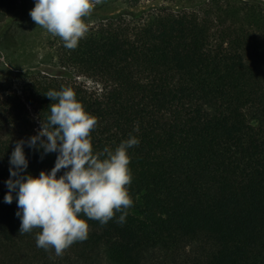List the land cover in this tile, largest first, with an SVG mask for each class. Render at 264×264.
Here are the masks:
<instances>
[{
    "label": "trees",
    "instance_id": "1",
    "mask_svg": "<svg viewBox=\"0 0 264 264\" xmlns=\"http://www.w3.org/2000/svg\"><path fill=\"white\" fill-rule=\"evenodd\" d=\"M19 1L0 0V21ZM104 13L61 68L92 79L28 83L0 97V264H264V3L259 0H126ZM101 7L100 9H104ZM105 12V11H102ZM71 87L97 118L94 152L129 135L133 206L62 256L20 234L9 159L47 123L49 90ZM31 108V109H30ZM24 175L50 173L58 153L24 145ZM65 170L57 174L63 175Z\"/></svg>",
    "mask_w": 264,
    "mask_h": 264
},
{
    "label": "clouds",
    "instance_id": "2",
    "mask_svg": "<svg viewBox=\"0 0 264 264\" xmlns=\"http://www.w3.org/2000/svg\"><path fill=\"white\" fill-rule=\"evenodd\" d=\"M100 0H35L29 12L33 22L64 41L67 49L74 50L88 31L84 22ZM52 104L47 123L41 124L37 135L27 141L20 140L9 159V192L4 202H13L16 193L20 218V234L33 229L41 231L36 236L37 247L54 249L57 256L75 242L88 237L89 225L78 218L106 225L117 212L118 222H125L128 209L133 206L128 191L132 182L128 150L140 141L129 135L115 150L104 148L94 152L91 132L97 118L85 111L71 87L46 94ZM44 154L58 153L50 173L41 171L39 177L24 175L28 168L24 145ZM65 170L57 178V174Z\"/></svg>",
    "mask_w": 264,
    "mask_h": 264
},
{
    "label": "rangeland",
    "instance_id": "3",
    "mask_svg": "<svg viewBox=\"0 0 264 264\" xmlns=\"http://www.w3.org/2000/svg\"><path fill=\"white\" fill-rule=\"evenodd\" d=\"M125 1L100 0L94 3L84 22L90 28L101 22L104 13L113 15L126 11ZM259 1L264 3V0ZM34 6L35 0L19 1L16 9L0 21V97L16 93L24 98L28 83L38 77H58L94 88L96 83L92 79L61 68L58 54L63 40L33 22L29 12ZM101 7L105 8L102 10Z\"/></svg>",
    "mask_w": 264,
    "mask_h": 264
}]
</instances>
